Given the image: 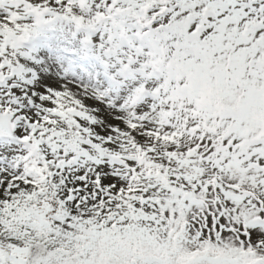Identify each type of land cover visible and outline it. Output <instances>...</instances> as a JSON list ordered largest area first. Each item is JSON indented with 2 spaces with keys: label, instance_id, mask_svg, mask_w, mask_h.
<instances>
[{
  "label": "snow or ice",
  "instance_id": "obj_1",
  "mask_svg": "<svg viewBox=\"0 0 264 264\" xmlns=\"http://www.w3.org/2000/svg\"><path fill=\"white\" fill-rule=\"evenodd\" d=\"M0 264H264V0H0Z\"/></svg>",
  "mask_w": 264,
  "mask_h": 264
},
{
  "label": "rangeland",
  "instance_id": "obj_2",
  "mask_svg": "<svg viewBox=\"0 0 264 264\" xmlns=\"http://www.w3.org/2000/svg\"><path fill=\"white\" fill-rule=\"evenodd\" d=\"M43 42L50 45L51 49L54 52L59 53L62 56H65L68 60H71L73 63H80L77 57H74L69 53L65 52V49L71 47V45H68L67 42L63 38H61L59 33H50L47 39ZM42 51L45 55L48 54L47 49H43Z\"/></svg>",
  "mask_w": 264,
  "mask_h": 264
}]
</instances>
